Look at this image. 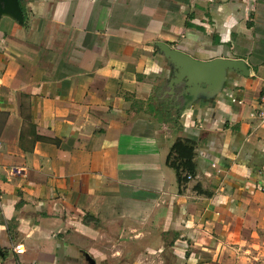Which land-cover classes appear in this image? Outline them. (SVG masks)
<instances>
[{
  "label": "crops",
  "instance_id": "0c3cea01",
  "mask_svg": "<svg viewBox=\"0 0 264 264\" xmlns=\"http://www.w3.org/2000/svg\"><path fill=\"white\" fill-rule=\"evenodd\" d=\"M19 3L22 24L0 17V264H264V0ZM157 42L249 74L187 106Z\"/></svg>",
  "mask_w": 264,
  "mask_h": 264
},
{
  "label": "water",
  "instance_id": "95a60500",
  "mask_svg": "<svg viewBox=\"0 0 264 264\" xmlns=\"http://www.w3.org/2000/svg\"><path fill=\"white\" fill-rule=\"evenodd\" d=\"M2 15H8L22 24L23 11L19 0H0V17ZM156 46L174 70L169 80V87L173 88L175 85L181 87L179 95L185 96L187 106L198 98L199 91L203 92L204 96L211 97L221 90L223 82L226 81L227 69L237 70L246 76L249 74L245 62L241 59L199 60L162 42H157ZM88 261L89 264H95V261L89 257Z\"/></svg>",
  "mask_w": 264,
  "mask_h": 264
},
{
  "label": "trees",
  "instance_id": "16d2710c",
  "mask_svg": "<svg viewBox=\"0 0 264 264\" xmlns=\"http://www.w3.org/2000/svg\"><path fill=\"white\" fill-rule=\"evenodd\" d=\"M181 147L189 150V156L185 160H181L177 156H174V153H178ZM193 155V146L186 141L177 139L170 148L167 156V163L175 170L179 184L185 182L188 174H194L195 172V163L192 161Z\"/></svg>",
  "mask_w": 264,
  "mask_h": 264
},
{
  "label": "built area",
  "instance_id": "2783aa9c",
  "mask_svg": "<svg viewBox=\"0 0 264 264\" xmlns=\"http://www.w3.org/2000/svg\"><path fill=\"white\" fill-rule=\"evenodd\" d=\"M252 113L255 118L264 124V79L261 82L258 101ZM187 178H190V175H187ZM14 250L16 253H21L23 251L20 245L15 246Z\"/></svg>",
  "mask_w": 264,
  "mask_h": 264
}]
</instances>
